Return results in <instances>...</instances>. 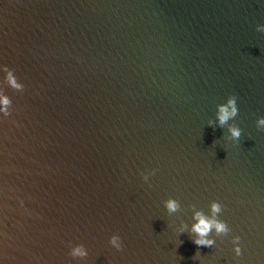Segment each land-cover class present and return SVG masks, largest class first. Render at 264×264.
<instances>
[{
    "label": "water",
    "instance_id": "1",
    "mask_svg": "<svg viewBox=\"0 0 264 264\" xmlns=\"http://www.w3.org/2000/svg\"><path fill=\"white\" fill-rule=\"evenodd\" d=\"M0 63V264H264V0H0ZM213 199L228 234L175 232Z\"/></svg>",
    "mask_w": 264,
    "mask_h": 264
},
{
    "label": "clouds",
    "instance_id": "2",
    "mask_svg": "<svg viewBox=\"0 0 264 264\" xmlns=\"http://www.w3.org/2000/svg\"><path fill=\"white\" fill-rule=\"evenodd\" d=\"M15 90L17 92L23 91L25 85L20 81L14 73V70L8 67L6 64L0 63V119L9 116L12 111V100L10 96L4 91V86ZM238 112L236 96L229 94L225 97L223 102L215 105L214 118L209 119L207 124L209 126L221 127L226 129V134L223 132L222 136L225 142H231L235 144L241 136V128L232 121L236 117ZM257 129H264V116L257 117L255 121ZM155 169L149 171H142L140 177L143 181L147 182L149 177L153 174ZM19 203L23 205V201ZM163 208L167 214L176 213L180 207V202L172 197L168 196L162 200ZM193 208L191 213L192 222L187 225L183 222L175 228L176 233H182L187 231L194 244L197 246H210L214 245L216 236H224L228 234L231 229L224 219L219 217V213L222 211V204L213 199L208 202L207 212L201 208L195 207V205H189ZM211 233V235H209ZM240 236L232 235L230 237L232 243V251L235 256H239L241 253ZM68 245L67 255L74 260H83L88 256V249L83 243L72 241L66 242ZM107 243L115 250L119 251L122 247L121 237L118 233H112L109 235ZM195 256V255H194Z\"/></svg>",
    "mask_w": 264,
    "mask_h": 264
}]
</instances>
